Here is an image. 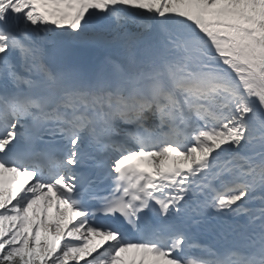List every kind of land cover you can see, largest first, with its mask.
<instances>
[{
  "label": "snow or ice",
  "instance_id": "6c2138e0",
  "mask_svg": "<svg viewBox=\"0 0 264 264\" xmlns=\"http://www.w3.org/2000/svg\"><path fill=\"white\" fill-rule=\"evenodd\" d=\"M0 264H264V0H0Z\"/></svg>",
  "mask_w": 264,
  "mask_h": 264
}]
</instances>
